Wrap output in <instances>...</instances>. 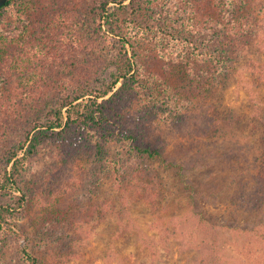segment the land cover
<instances>
[{
    "label": "rangeland",
    "instance_id": "374dc122",
    "mask_svg": "<svg viewBox=\"0 0 264 264\" xmlns=\"http://www.w3.org/2000/svg\"><path fill=\"white\" fill-rule=\"evenodd\" d=\"M104 1L0 18V264L23 246L40 264H264V0ZM78 87L96 119L47 130ZM106 153L126 185L146 166L152 197L124 210Z\"/></svg>",
    "mask_w": 264,
    "mask_h": 264
},
{
    "label": "trees",
    "instance_id": "16d2710c",
    "mask_svg": "<svg viewBox=\"0 0 264 264\" xmlns=\"http://www.w3.org/2000/svg\"><path fill=\"white\" fill-rule=\"evenodd\" d=\"M124 1L125 0H108V2H113V3H118V4H122ZM16 2H17V4H19L20 0H7L6 3L0 7V18L4 14V9L8 8L10 5H12ZM106 3H107V0L103 2V4H106ZM23 6L26 7V5L24 3H23ZM25 7H20L21 12L19 13V16L21 17L22 20L25 17L24 14L27 12ZM17 18H18V16H17ZM14 22H16V21H14ZM20 32H28V30L27 29L20 30ZM193 49H195V48H193ZM204 52L205 53H203V54L205 56L206 55L212 56L213 59L217 63H219L220 65L224 66L226 64V62L225 63L223 62L224 58L222 56L215 55L214 53L211 52V50H208V49H207V51H204ZM0 53H2L1 47H0ZM19 53L20 52L15 53L12 57H14V59H15L17 56H19ZM33 60H34V58H33ZM131 70H133L131 63L128 62V65L126 67H124L123 71H121L119 74H117L115 79L103 91L99 92L97 96L101 97V96L106 95L108 92L112 91L116 82L119 81V79H121V78L126 79L129 75V73L131 72ZM130 77H134V74L130 75ZM1 81H2V79L0 78V82ZM2 84H3V82L0 83V93L2 92L3 97H5V95L10 92V88H9V86L2 85ZM77 89H79V90L82 89V91H80V93H74V94H73V91H67V93L64 94V96L62 97V99L64 101L59 103V105H56L54 107L53 118L51 119V122L47 126L48 127L47 130L49 129L50 131L54 132L57 128L67 127V126H69L70 123L76 122V120L81 121V122H86L89 120H95L96 119V114L94 112V103L96 102V100L85 99V101H83V100L78 101L82 96L85 95V93H84L85 88L84 87H78ZM69 90H71V89H69ZM86 91H88V90L86 89ZM27 92L29 94L35 93V91H32L31 89H29ZM16 98L17 97H14V101L16 100ZM34 99H36V98H34ZM80 106L82 107V109L80 108ZM83 108H84V110H83ZM63 109L66 112L65 115L63 114ZM8 110H10V109H8ZM36 127H37V125H34L31 129V131L36 129ZM32 138L35 141V136L31 137V139ZM32 146H34V145L32 144L31 147ZM21 148H22V146L20 145V149ZM135 148L137 151L146 154L147 157H149V158H155L158 156L157 151L150 150L147 147H140V146L135 145ZM30 150L31 149H29V151ZM99 152H101V148H99ZM106 154L107 155H103V157L107 159V162L109 163V167L112 170L114 182H115L116 186L118 187L120 201L122 203H124V210H126V211L128 210V207L130 206V203L132 201L131 189H133V192L137 193L138 196L144 197L146 199L152 197V194H153L152 189L153 188H156L154 190L157 191L158 183L157 182L156 183L151 182L150 180L147 179L148 175L146 173L147 172L146 166L141 167V165H139L136 168V170L133 172V176H132L131 181L128 182L130 185H126V183L124 182L123 176H122L121 168L118 166L117 159L114 158L111 154H108V153H106ZM16 156H17L16 151L14 152V154L12 152V156L8 160L9 162L12 161L10 169L8 170L7 168H4V173H3V182L4 183L7 182L8 184H14L16 181V176L18 175L19 169H20L19 164H20V161L23 159V158L22 159L18 158ZM172 164L174 165L173 162H172ZM178 169H179L178 171L183 170V167L178 166ZM1 188H3V187H1ZM199 221H201V224L203 227H206L204 225L206 223H209L206 218H202V217L199 218ZM204 221H205V223H204ZM213 237H214V235H213ZM215 241H216V239H215ZM208 253H206V256L203 259H206V257L208 256ZM21 255H22L23 259L25 260L26 264H40L39 257L35 253H33V251L29 250L26 246H23L21 248ZM203 261H205V260H203Z\"/></svg>",
    "mask_w": 264,
    "mask_h": 264
},
{
    "label": "water",
    "instance_id": "95a60500",
    "mask_svg": "<svg viewBox=\"0 0 264 264\" xmlns=\"http://www.w3.org/2000/svg\"><path fill=\"white\" fill-rule=\"evenodd\" d=\"M7 0H0V7L6 3Z\"/></svg>",
    "mask_w": 264,
    "mask_h": 264
}]
</instances>
